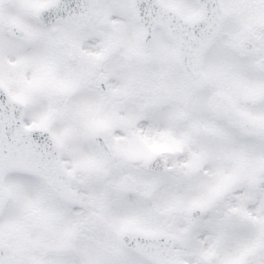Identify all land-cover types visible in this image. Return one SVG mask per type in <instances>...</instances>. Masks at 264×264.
Masks as SVG:
<instances>
[{"label": "snow or ice", "instance_id": "6c2138e0", "mask_svg": "<svg viewBox=\"0 0 264 264\" xmlns=\"http://www.w3.org/2000/svg\"><path fill=\"white\" fill-rule=\"evenodd\" d=\"M0 264H264V0H0Z\"/></svg>", "mask_w": 264, "mask_h": 264}]
</instances>
